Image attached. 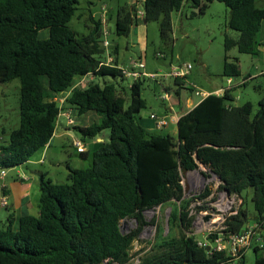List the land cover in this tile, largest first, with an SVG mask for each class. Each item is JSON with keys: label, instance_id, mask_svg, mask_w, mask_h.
<instances>
[{"label": "trees", "instance_id": "16d2710c", "mask_svg": "<svg viewBox=\"0 0 264 264\" xmlns=\"http://www.w3.org/2000/svg\"><path fill=\"white\" fill-rule=\"evenodd\" d=\"M215 1L229 10L227 26L239 32L240 52L256 53L264 22V9L256 0H141L143 21L159 22L162 38L171 41L174 13L188 4L195 10L193 16L203 15ZM79 6L80 0H0V77L21 83L20 127L12 131L9 144L0 147V170L24 166L46 148L66 107L78 116L99 117L98 123L78 128L84 139L109 131V141L93 152L91 168L68 167L69 182L64 184L42 177L39 215L23 216L16 231L11 219L6 229H0V264H130L134 242L146 226L156 224L155 219L148 222L145 213L185 202L184 175L202 166L221 179L220 191L240 198L252 191L256 223L262 227L264 95L254 115L252 103L234 104L236 87L226 88L222 96L208 95L178 120L177 138L154 134L138 121L146 108L141 81L131 85L127 107L112 83L74 87L76 78L90 73L114 77L121 73L117 67L96 71L105 60L103 23L91 15L90 33L79 37L69 27ZM138 21L136 6L121 10L117 34L128 36ZM43 31L48 37H41ZM223 75L239 77L238 61L227 58ZM70 89L61 108L54 98ZM211 194L206 187L197 199ZM233 212L224 222V234H239L247 227L245 204ZM190 213L186 208L174 211L169 222L180 229L179 236L165 238L161 231L139 264H245L244 255L231 263L226 253L200 246ZM125 219L137 223L128 234L121 229ZM217 236L218 232L209 235L211 243ZM253 247L257 255L253 264H264L262 248Z\"/></svg>", "mask_w": 264, "mask_h": 264}, {"label": "rangeland", "instance_id": "374dc122", "mask_svg": "<svg viewBox=\"0 0 264 264\" xmlns=\"http://www.w3.org/2000/svg\"><path fill=\"white\" fill-rule=\"evenodd\" d=\"M93 4H92V3ZM256 5L264 9V0H256ZM137 7L138 23L134 24L128 36H119L116 32V22L118 12L129 7ZM103 7L106 8L109 18L107 28L109 30L108 41L111 44L109 50H105L104 58L112 51L115 58V64L123 66L127 70L137 71L140 73L155 74L156 79L142 77L143 83L142 97L146 101V108L138 115V121H150L151 115L159 118H165L169 126L154 134L171 135L177 138V122L172 121L173 113L171 107L174 106L175 114H182L187 110V99H192L193 104L201 97L196 96V92L206 91L213 92L220 88L228 87V80L232 79L234 83L243 82L248 78L245 86L236 87L233 91L235 98L234 104L237 106L250 102L253 105V114L259 110V101L264 95V26L258 34L256 53L244 54L239 50V32L228 28L229 10L224 3L213 2L209 5L203 15L193 16L194 9L186 4L180 12L173 14V35L171 41H165L160 33L159 22L144 23L142 14L144 7L141 0H80V6L69 23L79 37L88 35L93 23V15L103 14ZM92 15V16H91ZM97 19V16L93 17ZM42 38L48 37V31L41 33ZM102 41L105 37L102 35ZM110 51V52H109ZM116 55H115V54ZM238 61L241 75L239 77L227 78L223 75L226 59ZM137 62L140 67L133 69V63ZM190 64L192 70L186 79L175 81L172 77H165L171 73L174 67L180 68ZM1 74V73H0ZM93 82L89 84H114L120 93L126 98V107L130 100V87L135 82L133 78H127L120 73L118 76H95ZM81 78H76L74 83H78ZM47 83V78H43ZM75 87V85H74ZM77 87H85L79 85ZM72 89L65 92L61 97L71 94ZM171 96V101H163L165 95ZM20 99L21 83L19 79L10 82H3L0 77V147L7 146L10 142L12 131L20 127ZM178 101L180 104H178ZM95 114V113H94ZM77 112L72 115L77 120ZM66 118V119H65ZM97 119V118H96ZM98 120V119H97ZM97 120H93L97 123ZM58 121L69 123L67 117L59 116ZM142 121V122H141ZM99 122V121H98ZM176 122V123H175ZM73 127L72 125H68ZM71 132L83 141L87 149L86 155H81L73 140L68 138L66 145L55 144L48 153L44 154L41 149L25 166H20L6 171L11 172L9 175L20 171L30 177L38 180H51L56 184L68 183V167L89 169L92 166V155L95 148L93 139L83 138L80 131L71 128ZM109 141V131H103ZM45 159V163H39L40 159ZM183 185L185 188V202L171 203L159 206L156 210H150L145 213L148 222L156 220L155 225H148L142 231L140 237L134 242L131 251L133 259L130 264H139V258L142 257L151 246L156 242L160 235L165 238L179 236L180 229L171 227L170 217L174 211H181L186 208L194 218L192 232L199 241L211 243L209 235L220 232L224 229L226 218L234 214L233 210L240 205L245 204L248 211L247 226L256 223L258 213L255 210L252 201V191L248 190L240 198L236 195H228L226 192L219 190L218 178L206 167L189 172L184 175ZM208 187L212 194L207 198L197 199ZM191 201L186 207L187 201ZM205 206L206 209L198 211V207ZM6 210L0 207V222H4ZM211 216L209 220L205 217ZM123 233L128 234L137 228V223L132 219H125L121 222ZM4 227L0 224V229ZM259 232L262 241L259 246L262 248L260 255L264 256V224ZM257 255L254 247L244 253L245 264H253Z\"/></svg>", "mask_w": 264, "mask_h": 264}, {"label": "crops", "instance_id": "0c3cea01", "mask_svg": "<svg viewBox=\"0 0 264 264\" xmlns=\"http://www.w3.org/2000/svg\"><path fill=\"white\" fill-rule=\"evenodd\" d=\"M94 16L95 17L97 16V18L101 19L102 13H100V15L95 14ZM107 16L109 17V14H107ZM108 19H110V18H108ZM263 26H264V22L262 24V27ZM112 52H114V51H112ZM174 68H177V67H174ZM262 74H264V72H262ZM182 79L183 78H178V79H175V81H180ZM230 80L232 81V79L228 80V82H227L228 87H226V88L245 86L248 82V81H245V79H244L243 82L234 83L232 81V83L230 84L229 83ZM226 88H220V89L213 91V92L206 91L205 93L207 95L206 96H200L201 99L198 100L194 104H193L192 99H187V107L188 108L184 113H182L180 115L175 114V112H174L175 107L172 106L171 107L172 108L171 112L173 113L172 121L178 122V120L183 115H185L186 113H188L189 111L194 109L208 95L216 94V95L222 96L224 93V89H226ZM65 97H69V95L65 96ZM178 104H180L179 101H178ZM75 112L76 111L73 110L72 108L66 107L64 109V115H61V116L66 117L67 115H70V114L74 116ZM76 116H78V115H76ZM77 118H78L77 120L79 121V123L76 121V119H74L75 125L73 127L68 126L69 124L64 123L62 121L57 122L54 137L52 138L49 145L46 148H44V153H43L44 155L43 156H45V154L48 153L50 151V149L55 144L65 146L66 140L68 138L72 139L73 142H74V140L79 139L78 137H76L73 134V132H71V128L80 131L78 128H86V127L91 126L93 124V122H95L93 120L98 119L97 123L99 121V117L94 113H88L84 116H78ZM150 119H151V117H150ZM143 122L145 124V126L143 125V127H145L147 130H149L152 133L161 131L163 129V128L162 129L158 128L156 125V122L152 119L150 121H143ZM177 134H178V131H177ZM106 140H107V135L102 133L100 136L94 138L92 142L95 145V148H99L102 144L108 142ZM81 155H86V154L84 153ZM42 160L43 159H40L39 163L40 162L42 163ZM44 163H45V161L43 162V164ZM74 169H78V168H74ZM5 172H6V175L4 177H2V175H1L2 171L0 170V199L2 198V196H6L8 198V205L6 207H3L0 205V207L5 209L7 212L6 217L4 219V222L3 223L0 222V224H1V226L4 227L3 229H6L7 226L9 225L10 219H11V221L13 223V229L16 231L19 228V221L23 216H25V215L38 216L39 215V200H40V193H41V180H38L35 177L27 176L26 174H22L20 171H16L15 174H13V175H9L11 172H8V171H5ZM68 173H69V171H68ZM68 173H67V176H68ZM22 177H26L27 179L23 180ZM42 177H44V174H42ZM261 230H262V228H260L258 230V234H259V232H261Z\"/></svg>", "mask_w": 264, "mask_h": 264}, {"label": "built area", "instance_id": "2783aa9c", "mask_svg": "<svg viewBox=\"0 0 264 264\" xmlns=\"http://www.w3.org/2000/svg\"><path fill=\"white\" fill-rule=\"evenodd\" d=\"M102 10H103V14L101 18V21L103 23L102 35L105 37V40L103 41V47L105 48V50H109L111 47V44L107 39V37L109 36V30L106 25L108 16H107L106 8L103 7ZM142 16H144V14H142ZM102 67H117L121 71L124 77L133 78L135 81H140L142 77H148L151 79L157 78V75L155 74H147V73H140L137 71H130L124 68L123 66L116 65L115 58L113 57L112 53L108 54L107 58L103 60L102 62H100L96 71H98ZM132 67L133 69H136L140 67V64L137 62H134ZM191 70H192V66L190 64H187L180 68H174L171 71V73L165 75V77H172L174 79H178V78L186 79ZM93 77H95L94 73H90L87 76L82 77L75 87L79 85H84L86 87V84L89 81L93 82L94 80ZM229 83L231 84L232 81L230 80ZM62 94L54 98V101L58 102L61 108L64 107L65 101L67 99V97L65 96L61 97ZM206 95H207L206 93L202 94V92L198 90L196 92V96H206ZM162 100L169 102L172 99H171V96L167 94L165 95V97L162 98ZM61 115H64V110L61 111L60 116ZM66 117L68 118V121H69L68 124L74 126L75 121L72 118V115L70 114V115H67ZM151 119L156 122L157 127L160 129L165 128L169 125L168 121L165 118H159L158 116L152 114ZM73 145L77 147L78 152L80 154H84L87 152V149L84 147L83 141L81 139L74 140ZM44 160L45 159L43 158L42 163L44 162ZM1 175L2 177H4L6 175V172L2 171ZM22 179L26 180L27 178L22 177ZM0 205L3 207H6L8 205V198L6 196H2V198L0 199ZM260 228L261 227L257 223H255L253 225L247 226L245 230L239 234H231V233L224 234L220 231L218 232L217 238L214 240V242H212L213 244H210L207 241H199V240H198V243L202 247H208V246L211 247V250H213L214 252L226 253V255L230 257V262L233 263V262L238 261L240 258H242L244 253L248 249L252 248L255 244L259 245V243L262 241V239L259 237V234H258V230Z\"/></svg>", "mask_w": 264, "mask_h": 264}, {"label": "water", "instance_id": "95a60500", "mask_svg": "<svg viewBox=\"0 0 264 264\" xmlns=\"http://www.w3.org/2000/svg\"><path fill=\"white\" fill-rule=\"evenodd\" d=\"M202 167H204V166H202ZM218 180H219V183L221 184V179L220 178H218ZM227 194L229 195V193L227 192ZM152 210H156V208H153ZM210 217L211 216H207V217H205V220H209L210 219ZM122 228V227H121ZM208 251H211V247H208Z\"/></svg>", "mask_w": 264, "mask_h": 264}]
</instances>
